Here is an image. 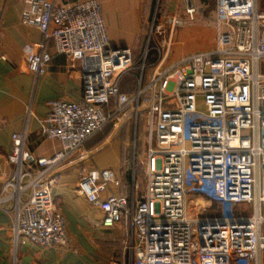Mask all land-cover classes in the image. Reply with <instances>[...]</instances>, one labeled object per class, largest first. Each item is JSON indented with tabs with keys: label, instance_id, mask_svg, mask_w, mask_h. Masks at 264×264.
I'll return each mask as SVG.
<instances>
[{
	"label": "built area",
	"instance_id": "built-area-1",
	"mask_svg": "<svg viewBox=\"0 0 264 264\" xmlns=\"http://www.w3.org/2000/svg\"><path fill=\"white\" fill-rule=\"evenodd\" d=\"M23 1L20 22L42 34L25 50L29 72L35 80L45 73L51 58L45 41L51 39L58 53L80 63L82 94L75 101L49 100L39 119L41 134L59 140L60 149L48 156L29 151L25 124L11 134L10 153L0 155L8 168L0 203L12 202L13 264H19L18 246L67 244L66 220L53 191L67 164L81 161L71 156L107 124L112 131L105 144L125 125L133 130V144L142 133L144 188L137 197L104 195L120 184L116 171L88 167L79 170L77 192L102 210L103 226L124 222L129 264H264L259 0H215L214 48L164 66L168 50L157 49L148 63L145 46L135 66L129 47L110 42L99 0ZM183 1L184 17L166 16L168 47L177 25L205 10L199 0ZM133 72L134 88L123 91L122 79ZM31 115L29 105L26 117Z\"/></svg>",
	"mask_w": 264,
	"mask_h": 264
},
{
	"label": "crops",
	"instance_id": "crops-1",
	"mask_svg": "<svg viewBox=\"0 0 264 264\" xmlns=\"http://www.w3.org/2000/svg\"><path fill=\"white\" fill-rule=\"evenodd\" d=\"M51 1L63 4L81 0ZM99 1L110 42L115 46L137 49L143 24L148 23L152 0ZM24 7L23 0H0V155L10 153L11 134L21 131L26 124V148L36 155L48 156L60 149L61 144L59 140L41 134L39 119L47 113L49 100L75 101L81 97L80 63L58 53L52 40L48 39L45 48L51 58L45 73L35 80L27 68L25 50L41 42L42 34L37 27L20 22ZM180 8L176 0L173 10L178 11ZM210 30L206 26L182 27L177 34L173 60L211 48L213 35L206 33ZM121 89L126 92L132 90L123 82ZM29 105L34 116L27 118L26 109ZM128 128L124 127L122 135L107 144L104 142L109 138L110 131L100 130L71 156L72 160L80 157L81 161L78 165L72 162L67 164L53 191L56 206L66 220L67 244L51 247L33 244L18 246L16 253L19 264H85V257L90 262L89 255H95L94 252L101 248L126 252L124 244L127 228L124 222L112 227L103 226L102 210L77 192V183L81 168H112L120 184L110 185L104 195L114 193L137 197L141 194L142 191H136L134 165L128 174L123 156L128 145ZM102 143V149L94 150ZM7 170L0 160V188ZM12 215V202L0 203V264H13ZM91 264L103 263L96 261Z\"/></svg>",
	"mask_w": 264,
	"mask_h": 264
},
{
	"label": "rangeland",
	"instance_id": "rangeland-1",
	"mask_svg": "<svg viewBox=\"0 0 264 264\" xmlns=\"http://www.w3.org/2000/svg\"><path fill=\"white\" fill-rule=\"evenodd\" d=\"M175 1L176 0H152V5H151L152 7L147 21L148 23L143 24L142 34L140 35L139 40L137 42V49H133L131 46H127L131 49L133 55V64L135 66L138 64L137 60L141 55V53L143 52L145 46L148 48L149 54L151 53L155 56L158 54L157 49L159 50L164 49V53H166V51L169 50L167 53L168 54L167 57L163 60L162 66L174 61L173 50L174 47L176 46L175 43H176L177 34L184 26L195 25V26H206L207 29L211 28V30L207 31L206 33L213 35L214 41L211 48L209 49L214 48L215 40L218 32V26L214 21L215 0H199V1L197 0L199 4L204 5L205 10L201 14H197L195 19L185 20L182 24L177 25V27L174 30L173 38L171 40L170 46L169 47L167 46L168 35H169L168 29L170 25L168 24V22H166V16L176 14L179 17H184V11H183L184 1L177 0L179 7H181L179 10L177 9L178 11L173 10ZM259 4L261 5L262 8H264V0H259ZM157 24H160L161 28L159 29L158 32H155V27ZM150 30H152L151 38L147 44L146 39H147V35L150 33ZM261 66H262L261 70L262 72H264V62H262ZM134 80H135V73L133 72L125 75L124 78L122 79V82L125 83V85L129 86L130 88L129 90H131L135 86ZM124 127L128 128L127 125L123 126L119 135H122V130ZM106 129L111 132L112 125L107 124L104 128H102L103 131ZM135 140L136 142L133 144V130L131 128H128V145L126 149H124L123 156L125 158V163L127 165L128 174L130 172L131 167L134 165V180H135L136 191H142L145 182V168H144L145 140L142 133L139 136L137 135ZM94 254L95 255H89L91 258L90 262L88 261V258L85 257V261H84L85 264H91L96 261H99L103 264H111V263L129 264L127 253L121 250H116L112 248L109 249L101 248L99 249V251L98 250L95 251Z\"/></svg>",
	"mask_w": 264,
	"mask_h": 264
},
{
	"label": "trees",
	"instance_id": "trees-1",
	"mask_svg": "<svg viewBox=\"0 0 264 264\" xmlns=\"http://www.w3.org/2000/svg\"><path fill=\"white\" fill-rule=\"evenodd\" d=\"M148 51H149V50H148ZM155 58H156L155 55H153V54H151V53L149 54V52L147 53V62H148V63L152 62ZM105 131H107V129H106Z\"/></svg>",
	"mask_w": 264,
	"mask_h": 264
}]
</instances>
